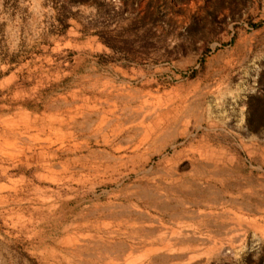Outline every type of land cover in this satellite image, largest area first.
<instances>
[{"label": "rangeland", "instance_id": "obj_1", "mask_svg": "<svg viewBox=\"0 0 264 264\" xmlns=\"http://www.w3.org/2000/svg\"><path fill=\"white\" fill-rule=\"evenodd\" d=\"M261 70L264 0H0V264H264Z\"/></svg>", "mask_w": 264, "mask_h": 264}, {"label": "crops", "instance_id": "obj_2", "mask_svg": "<svg viewBox=\"0 0 264 264\" xmlns=\"http://www.w3.org/2000/svg\"><path fill=\"white\" fill-rule=\"evenodd\" d=\"M89 126L88 125H81L80 129H88ZM106 127L101 124V126L98 127V131H102L104 130ZM106 144H108V142H106ZM76 148V146L74 147ZM100 152H103L105 155L103 156V159H97V160H93V159H88L87 156L83 157L82 162L85 163L87 170L89 173H91L92 175H97L101 172H105V171H117L120 169V167L124 166L126 163H133L132 164V169H134V162H137L142 154L141 152L135 148L134 151L127 156H117L114 155L113 153L109 152L108 150H101ZM98 153V151L93 152L90 151V155H96ZM115 159V160H114ZM114 161V162H113ZM117 196V195H116ZM151 198V197H149ZM153 199V198H152ZM151 199V200H152Z\"/></svg>", "mask_w": 264, "mask_h": 264}, {"label": "trees", "instance_id": "obj_3", "mask_svg": "<svg viewBox=\"0 0 264 264\" xmlns=\"http://www.w3.org/2000/svg\"><path fill=\"white\" fill-rule=\"evenodd\" d=\"M264 71H259L256 80H261ZM244 121L249 131L264 130V91L250 92L245 97Z\"/></svg>", "mask_w": 264, "mask_h": 264}, {"label": "bare ground", "instance_id": "obj_4", "mask_svg": "<svg viewBox=\"0 0 264 264\" xmlns=\"http://www.w3.org/2000/svg\"><path fill=\"white\" fill-rule=\"evenodd\" d=\"M115 160V159H114ZM114 162V161H113Z\"/></svg>", "mask_w": 264, "mask_h": 264}]
</instances>
